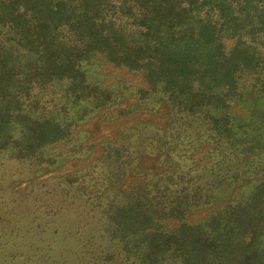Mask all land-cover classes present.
<instances>
[{"label": "trees", "instance_id": "obj_1", "mask_svg": "<svg viewBox=\"0 0 264 264\" xmlns=\"http://www.w3.org/2000/svg\"><path fill=\"white\" fill-rule=\"evenodd\" d=\"M100 59L144 73L170 101L173 134L210 137L224 162L99 206L62 185L43 219L31 206L0 220V264H264V0H0V167L33 180L72 157L40 166L115 103L93 77Z\"/></svg>", "mask_w": 264, "mask_h": 264}, {"label": "rangeland", "instance_id": "obj_2", "mask_svg": "<svg viewBox=\"0 0 264 264\" xmlns=\"http://www.w3.org/2000/svg\"><path fill=\"white\" fill-rule=\"evenodd\" d=\"M92 69L93 77L112 90L115 103L91 115L72 133V140L84 138L81 146L76 147L71 142L49 146L40 166L48 157H63L72 151L71 158L61 165L55 164L58 168L54 166L56 169L27 180L31 175L25 173L24 165L0 167V220L10 217L12 212L29 216L33 212L31 206L39 207L33 216L43 219L46 210L42 206L50 207L53 195L57 200L56 192L62 185L91 206H99L111 201L117 192L125 194L131 187L141 196L144 184H148L145 187L148 190L160 186L157 183H175L183 177L177 181L181 184L197 177L202 169L216 170L214 164L224 162L225 147L219 154L221 158L213 157L209 150L215 151L217 156L219 149L210 137L173 134L178 131V124L170 111V101L164 102L166 95L148 87L144 73L107 64L102 59L97 60ZM84 147V153L78 150ZM32 164L34 167L40 163ZM167 176L171 177L170 181ZM23 199L27 201L25 207L14 209L15 200ZM214 209L191 211L185 221L199 223ZM82 218L80 213L79 219ZM162 224L170 230L177 225V220H165Z\"/></svg>", "mask_w": 264, "mask_h": 264}]
</instances>
